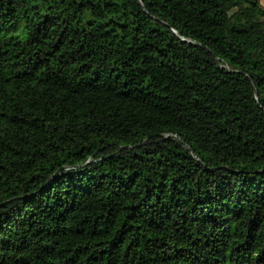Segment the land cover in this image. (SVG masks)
<instances>
[{
    "label": "trees",
    "instance_id": "obj_1",
    "mask_svg": "<svg viewBox=\"0 0 264 264\" xmlns=\"http://www.w3.org/2000/svg\"><path fill=\"white\" fill-rule=\"evenodd\" d=\"M0 264H264V6L0 0Z\"/></svg>",
    "mask_w": 264,
    "mask_h": 264
},
{
    "label": "rangeland",
    "instance_id": "obj_2",
    "mask_svg": "<svg viewBox=\"0 0 264 264\" xmlns=\"http://www.w3.org/2000/svg\"><path fill=\"white\" fill-rule=\"evenodd\" d=\"M264 6V0H258Z\"/></svg>",
    "mask_w": 264,
    "mask_h": 264
}]
</instances>
